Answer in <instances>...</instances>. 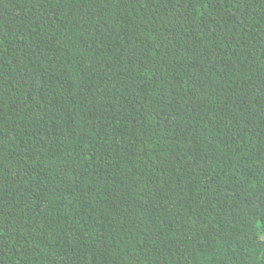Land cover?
I'll return each instance as SVG.
<instances>
[{"label":"trees","instance_id":"1","mask_svg":"<svg viewBox=\"0 0 264 264\" xmlns=\"http://www.w3.org/2000/svg\"><path fill=\"white\" fill-rule=\"evenodd\" d=\"M0 264H264V0H0Z\"/></svg>","mask_w":264,"mask_h":264}]
</instances>
